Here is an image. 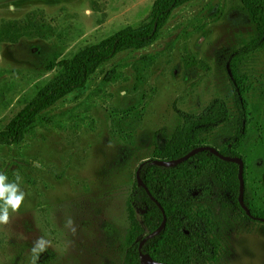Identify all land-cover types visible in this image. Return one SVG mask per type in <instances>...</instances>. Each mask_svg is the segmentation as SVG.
<instances>
[{
	"label": "rangeland",
	"instance_id": "374dc122",
	"mask_svg": "<svg viewBox=\"0 0 264 264\" xmlns=\"http://www.w3.org/2000/svg\"><path fill=\"white\" fill-rule=\"evenodd\" d=\"M155 1L0 0V29L15 33L30 22L35 30L17 44H0V132L60 77V67L46 69L49 61L72 60L119 31L147 27ZM255 36L243 0L188 2L153 44L119 53L38 116L23 140L0 145V173L10 182L19 174L26 194L9 223L0 225V264H31L30 250L40 237L55 252L47 264H124L122 240L138 166L181 124L179 111L200 112L222 98L237 112L228 62ZM193 59L204 64L192 66ZM249 65L264 80V49L250 55ZM260 92L264 97V86ZM253 102L257 119L234 149L252 160L256 179L245 183V196L263 213L264 100ZM115 120L130 126L133 145L113 139ZM206 179L210 194L197 208L221 222L219 264H264V224L244 219L224 184L214 175ZM69 218L75 233L65 227Z\"/></svg>",
	"mask_w": 264,
	"mask_h": 264
},
{
	"label": "trees",
	"instance_id": "16d2710c",
	"mask_svg": "<svg viewBox=\"0 0 264 264\" xmlns=\"http://www.w3.org/2000/svg\"><path fill=\"white\" fill-rule=\"evenodd\" d=\"M195 0H156L152 21L142 29H124L102 42L87 47L72 60L49 61L48 71L58 67L62 73L53 84L41 91L5 131L0 132V145L18 143L24 139L27 130L45 110L51 108L67 94L84 86L95 72L116 55L128 50L144 48L153 44L169 22L174 11ZM250 21L256 26V36L239 48L229 58V76L232 82L237 112L222 98L212 101L203 111H179L181 124L164 143L159 142L153 155L142 161L141 177L152 195L162 204L167 214V224L157 236L143 245L144 254L171 264H219L224 254L223 235L218 231L219 218L207 209H198L210 194L206 175H214L229 190L234 199L233 206L244 219L264 224L250 218L239 203V164L222 160L210 151H202L187 161L175 166H160L155 160L176 161L199 146L212 145L225 155L244 160L245 183L256 179L252 160L239 155L234 149L243 140L249 123L257 119L258 106L254 98L264 100L261 88L264 80L255 77L249 65L250 55L264 49V0H243ZM21 31V34L18 33ZM20 31L8 33L0 29V44H17L25 37L24 32L35 31L31 23L21 22ZM192 66L204 64L200 60H190ZM253 105L256 111L250 108ZM138 113V112H137ZM135 124L136 121L134 120ZM234 127V132L231 128ZM118 128H122L120 135ZM259 146L264 150V125L261 124ZM112 137L134 144L130 126L123 127L121 120L114 121ZM124 139V140H123ZM226 149H221L225 145ZM262 161L259 160L258 164ZM264 162V158H263ZM138 166V168H139ZM137 168V170H138ZM264 168V167H263ZM254 199L248 194L245 203L251 213L264 218L263 213L254 210ZM141 213V219L138 214ZM128 228L122 245L126 249L124 264H142L140 242L150 232L156 230L164 220V213L138 183L136 178L132 196L127 207ZM55 258V252L46 250L37 264H47Z\"/></svg>",
	"mask_w": 264,
	"mask_h": 264
},
{
	"label": "water",
	"instance_id": "95a60500",
	"mask_svg": "<svg viewBox=\"0 0 264 264\" xmlns=\"http://www.w3.org/2000/svg\"><path fill=\"white\" fill-rule=\"evenodd\" d=\"M206 150L210 151L211 153L218 156L222 160L229 161V162H235V163L239 164V180H240L239 203H240L241 207L245 210L246 214L250 218H252L253 220H259L261 222H264V218L263 217H256L255 215H253L251 213L249 207L245 203V188H246L245 177H244L245 163H244V160L242 158L227 156L220 149L216 148L215 146L205 145V146H199V147L195 148L190 153H188L187 155L183 156L182 158H180L176 161H167V160H158L157 159L154 161V163L157 165H160V166H175V165H178L180 163L187 161L191 157L197 155L198 153H200L202 151H206ZM142 165L139 166V168L136 172V178L138 180V183L147 190V192L151 196V198L156 202V204L159 206V208L163 211L164 220H163L162 224L156 230L148 233L141 240V242H140L141 262H142V264H171V263L159 261V260L153 258L150 254H144L142 251L143 245L146 243V241H148L149 239L160 234L164 230V228L166 227V224H167V214L165 212V209L163 208V206L159 202V200L152 195V192L150 191V189L148 188V186L146 185V183L143 181V179L141 177Z\"/></svg>",
	"mask_w": 264,
	"mask_h": 264
},
{
	"label": "clouds",
	"instance_id": "9594fccd",
	"mask_svg": "<svg viewBox=\"0 0 264 264\" xmlns=\"http://www.w3.org/2000/svg\"><path fill=\"white\" fill-rule=\"evenodd\" d=\"M9 8H14V5H9ZM21 177L16 174L14 181H9L4 173H0V225H7L10 220V212L16 213L19 211L23 201L25 200V192L20 187ZM65 227L69 228L73 233L76 229L73 221L69 218ZM50 241L44 237H40L33 242L31 247V264H37L39 257L50 246Z\"/></svg>",
	"mask_w": 264,
	"mask_h": 264
}]
</instances>
